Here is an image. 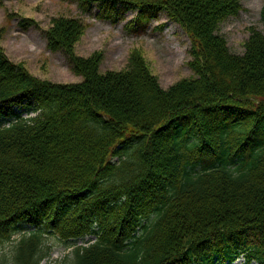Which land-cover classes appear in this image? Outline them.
<instances>
[{
  "label": "trees",
  "instance_id": "1",
  "mask_svg": "<svg viewBox=\"0 0 264 264\" xmlns=\"http://www.w3.org/2000/svg\"><path fill=\"white\" fill-rule=\"evenodd\" d=\"M74 1L112 22L166 13L196 77L164 90L135 54L99 74L73 56L75 19L53 20L46 40L81 83L37 79L0 48V247L32 228L12 264H40L48 235L94 238L68 264H264V32L229 52L217 29L238 0Z\"/></svg>",
  "mask_w": 264,
  "mask_h": 264
},
{
  "label": "rangeland",
  "instance_id": "2",
  "mask_svg": "<svg viewBox=\"0 0 264 264\" xmlns=\"http://www.w3.org/2000/svg\"><path fill=\"white\" fill-rule=\"evenodd\" d=\"M238 2L239 13L227 18L217 29L229 52L235 55L243 53L251 28L264 32L260 22L263 0ZM98 16L96 5L84 13L74 0H0V48L10 63L21 65L37 79L54 84L81 83L83 75L67 53L61 49L49 50L46 40L53 20L75 19L84 29L73 45V56L83 62L96 60L99 74L128 70L135 54L164 90L181 80L196 77L189 66L193 60L190 40L166 13L159 12L145 21L137 20L135 11L125 13L115 22ZM31 230L23 225L22 230L12 234L0 247V264H12L13 245ZM93 241L89 236L63 241L58 236L48 235L43 247L47 256L40 264H68L74 247ZM233 264H243L242 258Z\"/></svg>",
  "mask_w": 264,
  "mask_h": 264
}]
</instances>
